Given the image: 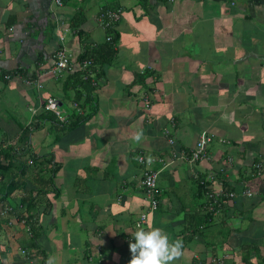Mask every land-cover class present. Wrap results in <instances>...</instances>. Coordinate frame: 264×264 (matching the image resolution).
<instances>
[{"label":"crops","instance_id":"crops-1","mask_svg":"<svg viewBox=\"0 0 264 264\" xmlns=\"http://www.w3.org/2000/svg\"><path fill=\"white\" fill-rule=\"evenodd\" d=\"M60 1L0 0V202L11 207L0 264H127L143 212L146 229L182 238L175 264H264V173L252 168L264 159V0ZM106 8L121 10L114 53L97 81L91 58L96 110L76 123L88 108L67 74H41L60 35L75 57L108 43ZM48 97L64 121L44 110ZM204 131L205 158L172 157ZM140 153L158 171L153 211ZM207 189L236 195L209 213Z\"/></svg>","mask_w":264,"mask_h":264},{"label":"built area","instance_id":"built-area-1","mask_svg":"<svg viewBox=\"0 0 264 264\" xmlns=\"http://www.w3.org/2000/svg\"><path fill=\"white\" fill-rule=\"evenodd\" d=\"M57 4H61L60 0H55ZM121 16V10L119 8L116 9H110L106 8L101 10L99 13L98 19L100 22V25L108 29L112 27L115 29V25L117 21L120 19ZM60 42L61 45L53 51L50 55V63L47 68H45L41 75H51L55 78H61L65 76L66 74L74 71V70H81L89 74L91 77L93 76L94 70H91L94 63L91 59H83L79 60L78 57H75L71 52H69L63 45L64 43V36L60 35ZM106 41H111V36L108 34L106 36ZM93 69V68H92ZM8 77V76H6ZM28 82H35L38 87H41V83L37 78H33L28 80ZM94 84L95 81L92 80ZM143 99L145 101L146 106H149V96L146 94V96H143ZM76 107H78L77 103H74ZM43 108L47 112L53 113L57 119L60 121H64L65 118L62 117V111L59 105V102L54 97H48L43 104ZM79 108V107H78ZM77 108V109H78ZM163 134L167 138L170 145H173L175 143V139L171 136L170 131L168 128L163 129ZM213 134L208 132H202L197 139L194 147L190 149L189 151L180 150L179 152L173 151L172 157L173 158H179L184 159L188 162H196L198 160H201L206 157V148L213 140ZM7 146V143H0V148ZM138 162L141 164V180H140V186L143 188L145 197L147 201L149 202V208L150 211L156 210L159 205V200L157 197L158 193V186H157V180H158V171L155 170L151 164L155 160V158H148L144 154H138L137 156ZM253 172L255 176H260L262 173H264V159H258L253 163ZM2 179V175L0 172V182ZM242 193L246 196H251L253 194V191L250 189H244ZM236 193L234 191H215L211 189L206 190V196H207V202L205 205V210L209 213H215L222 202L229 198L232 199ZM11 207L9 206H1L0 202V219L2 216H4ZM147 221V213L143 212L140 214V217L136 221L135 225L138 223L143 225ZM29 230V228H27ZM1 236V231H0ZM24 252V250H22ZM131 259V255L128 256V261ZM214 262L215 259H213ZM218 262V261H217ZM128 264V262H127Z\"/></svg>","mask_w":264,"mask_h":264},{"label":"clouds","instance_id":"clouds-1","mask_svg":"<svg viewBox=\"0 0 264 264\" xmlns=\"http://www.w3.org/2000/svg\"><path fill=\"white\" fill-rule=\"evenodd\" d=\"M132 139L139 143L143 139V132L133 133ZM130 235L132 239L128 249L131 259L128 264H175L183 254L182 238L170 239L160 227L146 229L138 223Z\"/></svg>","mask_w":264,"mask_h":264},{"label":"trees","instance_id":"trees-1","mask_svg":"<svg viewBox=\"0 0 264 264\" xmlns=\"http://www.w3.org/2000/svg\"><path fill=\"white\" fill-rule=\"evenodd\" d=\"M107 31L109 32V35L111 36V41H108V43L100 46L98 49H95L93 51H91L89 49H85L83 54L79 55V57H78L79 60L91 59V58L94 60L95 65L98 67V70L96 71V76L94 79L95 81L100 79L102 76L101 75L102 70H100V69L102 67L103 62H106L109 58H112V57H105V56H111L114 53L113 44L117 40V34L112 27L108 28ZM95 65H93V67H92L93 69L91 68V70L95 71ZM95 87H96V85L92 82L91 76L89 74H87L86 72L81 71L79 69L68 73L67 76L65 77L64 88L67 90L71 88L73 91H75L74 102L77 103L78 107L80 109H82V111H84L86 108H88V110H86V112L84 111V113H78V111L75 110L76 112L74 111V114H73V116L75 117L74 122H76V123L83 122V121L87 120L93 114V112H95V110H96V108L94 106V104H95V100H94ZM52 116L56 117L53 113H52ZM56 119L57 118H55L53 120H56ZM57 122L61 123L58 120H57ZM1 167L2 166L0 164V169H1ZM27 225L29 226V230L32 234L33 233V229H32L33 224H31V221L30 222L27 221Z\"/></svg>","mask_w":264,"mask_h":264}]
</instances>
